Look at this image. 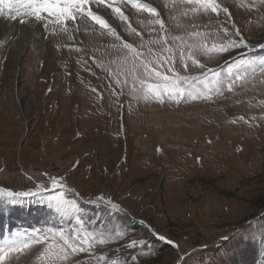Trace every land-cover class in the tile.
Instances as JSON below:
<instances>
[{"label":"rangeland","instance_id":"374dc122","mask_svg":"<svg viewBox=\"0 0 264 264\" xmlns=\"http://www.w3.org/2000/svg\"><path fill=\"white\" fill-rule=\"evenodd\" d=\"M140 2L157 8L170 36H185L192 24L199 25L197 31H216L217 19H226L223 13L219 18L212 14L209 29L207 16L183 17L181 9L172 10L173 0ZM217 2L229 8L231 18L224 25L229 35L235 25L250 47L198 55L204 69L188 61L185 71L177 58L181 75L198 76L207 69L223 74L242 58L264 57L258 47L264 43V3ZM125 12L147 53L152 17L131 8ZM12 22L23 26L19 19ZM110 23L127 42L140 44L125 23ZM32 24L40 27L44 48L25 54L18 75L10 45L16 32L0 37V189L35 191L40 185L49 190L42 196L16 197L15 204L8 197L0 199V246L13 231L68 232L75 220L62 218L47 202L63 190L83 209L85 227L112 234L109 243L94 246V254L103 256L100 264H131L133 256L135 264H174L189 252L181 264H264V75L257 71L243 89L225 90L213 101H136L121 94L115 83L124 60L113 47L119 42L98 31L85 32L83 26L69 36L46 35ZM207 42L219 45L226 37L218 31ZM51 178L65 187L52 189ZM101 194L123 212L112 211L106 201L96 203ZM148 224L177 246L159 240ZM117 233L122 235L116 238ZM225 235L231 237L220 239ZM132 239L148 246L126 249ZM44 247L33 245L14 254L11 264H45L46 257L38 259ZM90 258L89 253L71 257L79 264Z\"/></svg>","mask_w":264,"mask_h":264},{"label":"snow or ice","instance_id":"6c2138e0","mask_svg":"<svg viewBox=\"0 0 264 264\" xmlns=\"http://www.w3.org/2000/svg\"><path fill=\"white\" fill-rule=\"evenodd\" d=\"M261 2L264 3V0ZM128 8L134 9L137 13L147 12L152 17L148 21L152 28L150 38L146 42L149 45L147 53L141 50L145 48L141 33L128 23L129 15L125 12ZM177 9H181V16L191 19L207 16L210 23L205 28L209 29L212 14L219 18L223 13L226 19L223 21L217 19L216 31H197L195 29L199 25L192 24L193 30L185 36H170L168 26L157 8L141 3L140 0H0V18L10 21L19 19L21 25L37 23L44 29L46 35L51 33L75 36L80 33L83 26L85 32L98 31L100 36L106 35L114 42H119L118 45L113 43V47L123 54L124 60L115 72V83L121 85V94H127L136 101L158 102L161 105L166 102L179 105L187 101H213L214 97L223 96L225 90L231 93L237 87L243 89L249 78L257 71L264 75V57L255 60L242 58L228 66L223 74L214 69H207L198 76L181 75L175 68L177 58L183 63L185 71L190 66L188 61L192 67L204 69L205 66L196 59L198 55L219 56L231 53L233 49H249L250 45L240 35L235 25H232L233 31L229 35L228 27L224 26L231 18L229 8L222 7L217 0H173L172 10ZM113 19L125 23L127 26L125 30L129 35L135 34L140 37V44L136 46L127 42L117 27L110 23ZM218 31L224 33L226 42L219 45L212 43L209 46L207 42L209 37L216 36ZM258 47L264 49V43ZM51 186L52 189L58 187L63 189L65 184L60 179L51 178ZM48 190L46 186L40 185L36 186L35 191L6 192L0 189V199L8 197L10 202L15 204L18 202L16 197L42 196ZM105 201L112 211L123 212L112 198H106L103 194L95 198L98 204ZM47 202L48 206L54 208L62 218H72L75 224L70 226L68 232L63 228H48L34 230L28 235L15 234L13 239L5 241L0 246V264H11L14 254L38 244L45 245L38 256L41 260L47 258L45 264H79L78 261L71 259L78 253H89L91 258L87 264H100L103 256L94 254V246L109 243L113 238L112 234L85 227V221L81 216L83 209L78 206L75 199H67L63 190L47 197ZM121 235L122 233H117L116 238ZM158 239L174 244V241L163 235H159ZM147 246V241L138 239H132L125 245L129 250ZM261 256L264 257V242H261ZM181 259L182 257H177L178 261ZM135 262L136 257H131V264Z\"/></svg>","mask_w":264,"mask_h":264},{"label":"bare ground","instance_id":"6f19581e","mask_svg":"<svg viewBox=\"0 0 264 264\" xmlns=\"http://www.w3.org/2000/svg\"><path fill=\"white\" fill-rule=\"evenodd\" d=\"M13 32H16V34L13 40H11L10 45L12 48V53L17 58V60L15 61V68H19L16 74L18 75V71L21 72L22 70L21 61L23 60L25 54L28 53L29 50L33 52L32 49L37 50L40 53L43 50L44 46L43 41L38 38L42 33L40 27H37L34 24H25L23 26H19L17 25V23H13L12 21L9 22L0 19V37L5 36L4 38H7L8 36L6 35H9ZM138 217L139 216H137V218ZM179 257H181V255H179ZM178 262L179 261L176 260V263L174 264H177Z\"/></svg>","mask_w":264,"mask_h":264},{"label":"water","instance_id":"95a60500","mask_svg":"<svg viewBox=\"0 0 264 264\" xmlns=\"http://www.w3.org/2000/svg\"><path fill=\"white\" fill-rule=\"evenodd\" d=\"M147 224V223H146ZM148 226H149V228H150V230H151V232L158 238V236L160 235V234H158L155 230H154V227L151 225V224H148ZM231 236L230 235H226V236H221V238L220 239H224V240H228L229 238H230ZM218 243V242H217ZM172 245H174V247H176L177 246V243L174 241V244H172ZM200 248V247H199ZM198 247L196 248V249H199ZM190 253V252H189ZM189 253H186V254H180L181 255V257H182V259L177 263V264H181V261L189 254Z\"/></svg>","mask_w":264,"mask_h":264}]
</instances>
